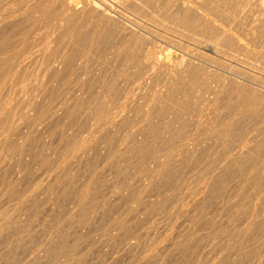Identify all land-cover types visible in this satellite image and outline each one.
I'll use <instances>...</instances> for the list:
<instances>
[{
	"label": "rangeland",
	"instance_id": "rangeland-1",
	"mask_svg": "<svg viewBox=\"0 0 264 264\" xmlns=\"http://www.w3.org/2000/svg\"><path fill=\"white\" fill-rule=\"evenodd\" d=\"M9 1L12 0L0 3V30L4 34L0 35V40L12 42L17 29L20 36L16 42L13 40L14 46L26 44L32 46L31 50L39 49V53L34 55L35 51H31L36 59L29 56L33 60L28 58V62L22 63V67L27 68H22L26 75L17 66L9 77L12 83H7L8 78L0 80V117L9 116V121L6 117L0 118V125L8 121L0 128V213L3 215H0V264H42L43 261L47 264L50 260L49 264H264V0H73L79 11L77 17L81 12L84 17L88 16V19L84 18L85 27L81 28V32L87 34L84 40L89 39L85 41L87 44L67 36L60 37L59 31L46 26V19L41 15L43 10L38 7L42 5L44 9L42 2L46 4V0H34V4L32 0ZM94 2L104 8L105 15L90 6ZM54 4L61 5L58 0ZM90 13L95 17L92 18ZM7 14L12 19L15 17L16 22L9 20ZM26 15H30L28 20ZM32 18L36 19L37 26ZM1 22L6 24L7 30L12 28L9 31L4 28L9 36L1 29L4 26ZM28 22L34 28L27 27ZM9 24L14 26L15 32L13 27H7ZM20 29L27 35L32 32L31 36L24 35ZM46 32L49 37L43 38ZM51 33L54 37H50ZM10 35H13L12 39ZM21 35L23 39L29 37L28 42L34 41L27 43ZM93 36L96 42H93ZM13 42L10 47L7 44L8 49L0 48L1 58L2 52L7 57L15 51H12ZM209 44L217 47L215 54L208 50ZM136 45H139L138 49ZM49 46L59 49V58L55 56L57 51ZM145 49L157 50L169 65L156 67L159 72L152 78L145 75V67L128 61L132 53L142 57ZM60 52L67 56L62 57ZM50 53L58 62L49 69ZM39 54L43 55L40 57ZM68 55L76 57L71 59ZM77 57L78 60L87 57L84 62L88 65L83 59L77 61ZM183 57H186L183 64L174 66ZM79 65L89 75L85 76ZM51 69L56 72L52 73ZM16 70L22 73L18 75L20 79ZM59 70L65 71L57 79ZM110 82H114V94ZM38 104L39 110L36 109ZM102 105L107 114L118 113L120 119L116 117L108 125H96L98 108H95ZM34 115L50 117L39 120ZM25 116L28 119L23 118ZM229 122H233V126L221 130V125ZM165 163L168 165L164 167ZM64 245L66 248L75 245L74 262L72 258H64ZM59 251H62L63 259ZM33 259L35 262L31 261Z\"/></svg>",
	"mask_w": 264,
	"mask_h": 264
},
{
	"label": "bare ground",
	"instance_id": "bare-ground-1",
	"mask_svg": "<svg viewBox=\"0 0 264 264\" xmlns=\"http://www.w3.org/2000/svg\"><path fill=\"white\" fill-rule=\"evenodd\" d=\"M4 1H5V0H4ZM4 1L1 0L0 3L4 2ZM7 1H8V0H7ZM13 1H15V0L9 1V3H10V2H13ZM32 1H33V2H32L33 4H34V2H36V1H34V0H32ZM41 1H42V0H41ZM58 1H59V3H61V5L63 6V8H61V5H59L60 7H58L57 5H55V4H54L55 0H46V4H45L44 1H43L42 3L45 5V6L43 5V6H44V9L42 8V5H41V6H38V5L41 4V2L38 1L39 4H38V2L35 3V4H38L37 6H38L39 8L41 7L40 11L43 10V11H41V12H42L41 15H43V17H44L43 19H46V21H45L46 26H47L48 28H50V30L53 29L54 31H55V30H56L57 32L59 31V36H60V37H63V36L65 37V36H67V38L70 37V38H72L73 40H76V39H77V41H82V43H83V41L85 42L86 40H89V39H85V40H84V38H85V36H86L87 34L85 33V35H84V34L81 32V28L85 27V26H83V24L85 23V22H84V18L86 17V19H88V18H87L88 16H85V17H84V16H83L84 14L82 15V12H81V13L79 14V17H80V15H81V16H83V18H82V17H81V18L77 17V16H78L77 13H78L79 11L77 12L78 9H77L76 5L74 4V1H73V0H58ZM75 1H76V0H75ZM87 1H88V0H87ZM87 1H86V2H87ZM94 1H95V0H94ZM102 1H104V0H102ZM102 1H101V2H102ZM121 1H123V0H121ZM162 1H163V0H162ZM30 2H31V1H30ZM106 2H107V1H106ZM153 2H154V1H153ZM176 2H178V1L176 0ZM6 3H7V2H6ZM32 3H31V4L28 3V5H29V4L32 5ZM56 3H58V2H56ZM76 3H78V2H76ZM131 3H132V2H131ZM133 3H134V2H133ZM140 3H141V2H140ZM148 3H149V2H148ZM150 3H152V2H150ZM14 4L17 5V3H14ZM104 4H105V3H104ZM107 4H108V3H107ZM128 4H129V3H128ZM135 4H136V3H135ZM156 4H157V3H156ZM156 4H154V5H156ZM161 4H162V3H161ZM8 5H9V4H7V6H8ZM16 5H13V6H16ZM21 5H23V4L21 3ZM78 5H81V4H77V6H78ZM86 5H87V4H86ZM137 5H138V3H137ZM152 5H153V4H152ZM177 5H178V3H177ZM181 5H182V4H181ZM3 6L5 7L6 5H3ZM7 6H6V7H7ZM10 6H11V5H10ZM33 6H34V5H33ZM84 6H85V5H84ZM90 6H91L94 10L99 11V12H101V13L104 14V15L106 14V13H104V10H103L104 8H101V7L97 4V2H96V3L94 2V3H92V4L90 3ZM126 6H127V5H126ZM130 6H131V4H130ZM142 6H143V5H142ZM168 6H170V5H168ZM11 7H12V6H11ZM18 7H19V6L17 5L16 9H18ZM35 7H36V6H35ZM85 7H86V6H85ZM87 7H88V5H87ZM106 7H108V6H106ZM137 7H138V6H137ZM137 7H136V8H137ZM181 7H182V6H181ZM19 8H20V7H19ZM24 8H26V7L24 6ZM27 8H28V6H27ZM82 8H83V6H82ZM89 8H90V7H89ZM115 8H116V7H115ZM124 8H125V7H124ZM134 8H135V7H134ZM136 8H135V9H136ZM0 9H1V8H0ZM6 9H7V8H6ZM12 9H13V8H12ZM20 9H21V8H20ZM20 9H19V10H20ZM34 9L36 10V8H34ZM34 9H33V10H32V9H30V10L27 9V10L33 12ZM37 9H38V8H37ZM85 9H86V8H85ZM90 9H91V8H90ZM93 9H92V10H93ZM135 9H134V10H135ZM140 9H141V8H140ZM182 9H183V8H182ZM3 10H4V8H3ZM38 10H39V9H38ZM38 10H36V11H38ZM81 10H82V9H81ZM83 10H84V9H83ZM86 10H87V9H86ZM94 10H93V11H94ZM190 10H191V9H190ZM15 11H16V10H15ZM15 11H14V12H15ZM21 11H22V9L20 10V12H21ZM23 11H24V9H23ZM25 11H26V10H25ZM88 11H89V10H88ZM90 11H91V10H90ZM93 11H92V12H93ZM137 11H138V10H137ZM140 11H141V10H140ZM165 11H167V9H166ZM168 11H169V10H168ZM9 12H10V11H8V13H9ZM18 12H19V11H18ZM20 12H19V13H20ZM92 12H91V13H92ZM105 12H106V11H105ZM151 12H152V11H151ZM169 12H170V11H169ZM187 12H188V11H187ZM187 12H186V13H187ZM0 13H1V12H0ZM2 13H3V11H2ZM35 13H38V12H35ZM85 13H86V12H85ZM91 13L89 14L90 16H91ZM95 13H96V12H94V14H95ZM109 13H110V12H109ZM175 13H176V12H175ZM190 13H191V12H190ZM9 14H10V16H11V13H9ZM12 14H14V13H12ZM16 14H17V12L15 13V15H16ZM24 14H25V12H24ZM26 14H28V13H26ZM38 14H39V13H38ZM94 14H93V15H94ZM168 14H169V13H168ZM178 14H179V13H178ZM178 14H176V15H178ZM187 14H188V13H187ZM193 14H194V12H193ZM3 15H4V14H3ZM93 15H92V16H93ZM111 15H112V14H111ZM5 16H6V14H5ZM7 16H9V15L7 14ZM10 16H9V18H11ZM13 16H14V15H13ZM17 16H19V15H17ZM17 16H16V17H17ZM26 16H27V19H26V20H28V16H30V15H26ZM26 16H25V17H26ZM38 16H40V15H38ZM92 16H91V17H92ZM96 16H98L97 13H96ZM99 16H101V15H99ZM99 16H98V17H99ZM106 16H107V15H106ZM185 16H186V15H185ZM187 16H188V15H187ZM31 17H32V16H31ZM31 17H30V18H31ZM93 17H95V16H93ZM93 17H92V18H93ZM104 17H105V16H104ZM104 17H103V19H104ZM137 17H138V16H137ZM188 17H189V16H188ZM17 18H18V17H17ZM17 18H16V19H17ZM19 18H20V17H19ZM22 18H23V17H22ZM38 18H39V17H37V19H38ZM41 18H42V17L40 16V19H41ZM110 18H111V16H110ZM165 18H166V17H165ZM2 19H3V17H2ZM4 19H5V18H4ZM20 19H21V18H20ZM24 19H25V18H24ZM32 19H33V18H32ZM34 19H35V18H34ZM34 19H33V20H34ZM40 19H38V20L40 21ZM89 19H90V17H89ZM100 19H101V18H100ZM100 19H99V20H100ZM108 19H109V16H108ZM7 20H8V18H7ZM9 20H12V21L14 20V21H15V17H14V19L11 18V19H9ZM9 20H8V21H9ZM17 20H18V19H17ZM22 20H23V19H22ZM26 20H24V21H26ZM38 20H37V21H38ZM41 20H42V19H41ZM101 20H102V19H101ZM3 21H4V20H3ZM8 21H6V24H8V23H7ZM20 21H21V20H20ZM20 21H19V22H20ZM39 21H38V22H39ZM43 21H44V20H43ZM107 21H108V20H107ZM15 22H16V21H15ZM15 22H13V23H15ZM19 22H17V23L19 24ZM21 22L24 23L23 21H21ZM21 22H20V23H21ZM31 22H33V21H31ZM31 22H28L30 26H29V25L27 26V27H29L30 29L34 28V26H33V24H32ZM41 22H42V21H41ZM83 22H84V23H83ZM111 22H113V21L111 20ZM115 22H116V21H115ZM117 22H118V21H117ZM119 22H120V21H119ZM1 23H3V22H1ZM4 23H5V21H4ZM4 23H3V25H4ZM13 23H11V25H12ZM22 23H21V24H22ZM30 23L32 24V26H31ZM35 23H36V19H35L34 24H35ZM42 23H43V22H42ZM109 23H110V22H109ZM130 23H131V22H130ZM6 24L3 26V28H2V26H1V29L5 30V29H6V28H5ZM21 24H20V25H21ZM37 24H38V23H37ZM92 24H93V22H92ZM92 24H91V25H92ZM99 24H100V23H99ZM99 24H98V25H99ZM122 24H123V23H122ZM11 25L9 24L7 27H9V26H10V27H13L14 32H15V28H14L15 24H13L14 26H11ZM35 25H36V24H35ZM95 25H96V24H95ZM179 25H180V24H179ZM18 26H19V25H18ZM36 26H37V25H36ZM36 26H35V27H36ZM38 26H40V25L38 24ZM92 26H93V25H92ZM105 26H106V25H105ZM120 26H121V25H120ZM128 26H129V25H128ZM225 26H226V25H225ZM15 27H16V26H15ZM25 27H26V26H25ZM41 27H43V26L41 25ZM41 27H39V28H41ZM100 27H101V25H100ZM109 27H110V26H109ZM122 27H123V26H122ZM181 27H182V26H181ZM219 27H220V26H219ZM4 28H5V29H4ZM21 28H23V27L21 26ZM37 28H38V27H37ZM39 28H38V29H39ZM120 28H121V27H120ZM223 28H224V27H223ZM7 29H8V28H7ZM7 29H6V30H7ZM11 29H12V28H11ZM11 29H9V30H11ZM35 29H36V28H35ZM38 29H37V30H38ZM112 29H113V28H112ZM220 29H221V28H220ZM6 30H5V31H6ZM9 30H7V31H9ZM22 30L24 31V29H22ZM33 30H34V29H33ZM33 30H32V31H33ZM48 30H49V29H48ZM53 30H52V31H53ZM90 30H91V29H90ZM106 30H107V29H106ZM106 30H105V31H106ZM108 30H109V29H108ZM223 30H224V29H223ZM229 30H230V29H229ZM7 31H6V33H7ZM16 31H17V35H18L19 32H18L17 29H16ZM20 31H21V29H20ZM27 31H29V30L27 29ZM83 31H84V30H83ZM96 31H97V30H96ZM100 31H101V30H100ZM121 31H122V30H121ZM124 31H125V30H124ZM169 31H170V30H169ZM219 31H220V30H219ZM2 32H3V31L0 30V33H2ZM11 32H12V31H11ZM21 32H22V31H21ZM47 32H48L49 35H50V32H49V31H47ZM47 32H46V34H45L46 37L44 36L43 38H48V37H49V36L47 35ZM87 32H88V31H87ZM91 32H93V31H91ZM97 32H98V31H97ZM101 32H102V31H101ZM109 32H110V31H109ZM111 32H112V31H111ZM167 32H168V31H167ZM227 32H228V31H227ZM22 33L24 34V32H22ZM26 33H27V32H26ZM31 33H32V32H31ZM31 33L28 32L29 35H27V34H24V35L31 36V35H30ZM33 33H34V31H33ZM40 33H41V32H40ZM43 33H45V31H44ZM7 34H8V33H7ZM9 34H10V33H9ZM9 34H8V36H9ZM15 34H16V33H15ZM23 34H22V35H23ZM51 34H52V33H51ZM88 34H89V33H88ZM90 34H91V33H90ZM113 34H117V33H113ZM152 34H153V33H152ZM231 34H233V33H231ZM0 35L3 36L4 34L2 33V34H0ZM17 35H16V38H15V39L13 38V35H10L11 39L13 38V39H12V42H13V40L16 42L17 37L20 36V35H18V36H17ZM22 35H21L22 40H26L27 38H28V40H29V37H26V39H23V36H22ZM53 35H54V34H52L50 37H54ZM96 35H97V34H96ZM111 35H112V34H111ZM111 35H110V36H111ZM119 35H120V34H119ZM122 35H123V34H122ZM132 35H133V34H132ZM233 35H234V34H233ZM6 36H7V35H6ZM42 36H43V35H42ZM47 36H48V37H47ZM114 36H115V35H114ZM216 36H217V35H216ZM10 37H9V39H10ZM21 37H20V38H21ZM32 37H33V36H32ZM98 37H99V36H98ZM100 37H101V36H100ZM100 37H99V38H100ZM103 37H105V34H104ZM107 37H108V36H107ZM107 37H106V38H107ZM132 37H133V36H132ZM0 38H1V37H0ZM7 38H8V37H7ZM20 38H19V39H20ZM70 38H69V39H70ZM92 38H93V42H96V41H94V40L96 39V37L93 36ZM119 38H120V37H119ZM139 38H140V37H139ZM142 38H143V37H142ZM30 39H31V37H30ZM38 39H39V37H38ZM69 39H68V40H69ZM90 39H91V38H90ZM109 39H110V38H109ZM28 40H26L27 43H29V42H31V41H34V39L30 40L29 42H28ZM39 40H40V39H39ZM102 40H103V39H102ZM110 40H111V39H110ZM110 40H109V41H110ZM20 41H21V40H20ZM35 41H36V40H35ZM37 41H38V40H37ZM70 41H71V40H70ZM112 41H113V39H112ZM114 41H116V40H114ZM133 41H134V39H133ZM140 41H141V40H140ZM144 41H145V40H144ZM150 41H151V40H150ZM239 41H240V40H239ZM242 41H243V40H242ZM12 42H10V43L12 44ZM18 42H19V41H18ZM21 42H22V41H21ZM23 42H25V41H23ZM26 42H25V43H26ZM39 42H41V40H40ZM55 42H56V41H55ZM62 42H63V41H62ZM73 42H74V41H73ZM86 42H88V41H86ZM86 42H85V43H86ZM101 42H103V41H101ZM104 42H105V41H104ZM118 42H120V41H118ZM131 42H132V38H131ZM131 42H130V43H131ZM192 42H193V41H192ZM10 43H6L5 40H0V48L3 49V50L6 49V48L8 49V48L10 47V45H11ZM60 43H61V42H60ZM105 43H107V41H106ZM138 43H139V42H138ZM150 43H151V42H150ZM198 43H199V42H198ZM211 43H212V42H211ZM216 43H217V42H216ZM229 43H230V42H229ZM231 43H232V42H231ZM7 44H8V45L10 44L9 47H7ZM17 44H18V43H17ZM17 44H16V45H17ZM19 44H20V42H19ZM21 44H22V43H21ZM21 44H20L19 46L17 45V46H18V47H17V46H14V42H13V46H14V47H17V49H15V48L13 47V48H12V51H13V49H14L15 51H13V53L10 54V55H9L10 52H9L8 50H6V51L9 52V53L6 52V53H8V55H9V56H7V57H4L5 54H4V56H3V53H5V52H2V57H3L4 59L1 58V54H0V58H1V60H0V80H1V79L4 80V79L8 78L7 83L9 82V84H10V82L12 83V81L9 80V77L13 75V72L15 71L16 67H17V66H20L21 68H19V70L21 69V72L24 73V69H23V71H22V68H24L25 66L22 67V63H23L25 60H27L28 58H30L29 56H32V57H33V56L36 54V52H38V50H39V49H37V50H35V49H34V50H31L32 46H31V48H30V46H27L26 44H22V45H21ZM31 44H32V43H30V45H31ZM36 44H37V42L35 43V45H36ZM38 44H39V43H38ZM56 44H57V43H56ZM56 44H55V46H56ZM70 44H71V43H70ZM79 44H80V42H79ZM83 44H84V43H83ZM86 44H87V43H86ZM90 44H91V43H90ZM107 44H108V43H107ZM188 44H189V43H188ZM218 44H219V43H218ZM262 44H263V43H262ZM33 45H34V42H33ZM43 45H44V44H43ZM45 45H47V44H45ZM62 45H63V44H62ZM77 45H78V44H77ZM81 45H82V44H81ZM132 45H134V44H132ZM47 46H48V45H47ZM67 46H68V45H67ZM85 46H86V45H85ZM90 46H92V45H90ZM124 46H125V45H124ZM136 46H138V47L136 48V49H138V48H139V45H136ZM34 47H35V46H34ZM38 47H39V46H38ZM40 47H41V46H40ZM42 47H43V46H42ZM49 47H50V46H49ZM97 47H99V46H97ZM107 47H108V46H107ZM140 47H142V45H141ZM50 48H52V47H50ZM50 48H49V50H50ZM53 48H54V47H53ZM53 48H52V49H53ZM92 48H93V46H92ZM134 48H135V47H134ZM142 48H143V47H142ZM216 48H217L216 46L209 44V48H208V50L211 51V52H213V53L215 54V53H216ZM1 49H0V53H1V51H2ZM32 49H33V48H32ZM47 49H48V48H47ZM57 49H58V48H57ZM61 49H62V47H61ZM93 49H96V48H93ZM114 49H115V48H114ZM125 49H126V47H125ZM125 49H124V50H125ZM129 49H131V48H129ZM140 49H141V48H140ZM206 49H207V48H206ZM223 49H224V48H223ZM10 50H11V48H10ZM40 50H44V51H45V48H43V49L40 48ZM53 50H55V49H53ZM76 50H77V49H76ZM76 50H74V51H76ZM78 50H79V49H78ZM91 50H92V49H91ZM106 50H107V49H106ZM31 51H35V53H34V52H31ZM51 51H52V50H51ZM55 51H57V50H55ZM55 51H54V52H55ZM58 51H59V49H58ZM58 51H57V54H55V53H54V54H55V56L57 55V57L59 58L60 55H58ZM100 51H101V49H100ZM110 51H111V50H110ZM134 51L139 52V50H138V51H137V50H134ZM143 51H144V49H143ZM197 51H198V50H197ZM90 52H91V51H90ZM92 52H93V51H92ZM107 52H108V51H107ZM129 52H130V51H129ZM129 52H128V53H129ZM145 52H146V53H145ZM145 52H144V55H143L142 57L139 56V54H134V53H132L131 56L128 54V55H129V57H128L129 60L126 59L125 62H127V60H128V61H131V63L136 64V66H139V67H141V68L145 67V68L147 69V71L145 70V71H146V74H145V75H147L149 78H150V77L152 78V76H154V75H153L154 73L159 72V71L156 72V70H155V69H157L156 67L161 66V65H163V64H166V60L163 59V58H165V57L161 58V57H160L161 55L159 56V52H158L157 50H149V51H147V50L145 49ZM195 52H196V51H195ZM198 52H199V51H198ZM31 53H32V54L34 53V55H32ZM38 53H39V52H38ZM38 53H37V54H38ZM40 53H43V52L40 51ZM48 53H49V52L47 51V54H48ZM52 53H53V51H52ZM60 53H61V56H62V57H63V55L65 54V52H64L63 54H62V52H60ZM60 53H59V54H60ZM70 53H71V52H70ZM72 53H73V52H72ZM80 53H81V52H80ZM93 53H94V52H93ZM185 53H186V51H185ZM192 53H193V52H192ZM44 54H45V53H44ZM50 54H51V53H50ZM50 54H49V55H50ZM81 54H82V53H81ZM81 54H80V56H81ZM88 54H90L89 51H88ZM91 54H92V53H91ZM105 54H106V53H105ZM115 54H116V53H115ZM197 54H198V53H197ZM214 54H213V55H214ZM259 54H260V53H259ZM6 55H7V54H6ZM40 55H41V54H39V56H40ZM42 55H43V54H42ZM42 55H41V56H42ZM49 55H47L48 58H49ZM65 55L67 56V53H66ZM71 55H72V54H71ZM71 55H70V56H71ZM78 55H79V54H77V56H78ZM83 55H84V54H82V57H84ZM98 55H99V54H98ZM140 55H141V54H140ZM205 55H206V54H205ZM213 55H212V56H213ZM37 56H38V55H37ZM41 56H40V57H41ZM44 56H45V55H44ZM51 56H52V54H51ZM70 56L68 55L69 58H71ZM72 56H73V55H72ZM118 56H119V53H118L117 57H118ZM182 56H183V55H182ZM182 56H181V57H182ZM32 57H31V58H32ZM35 57H36V56H35ZM35 57H33V58H35ZM52 57H53V56H52ZM52 57H51V59H49V60L47 61V64L50 65V66L48 67L49 69H50V68H53L51 65L54 66V63H55V62H58L57 57H56V58H55V57L52 58ZM75 57H76V56H74V58H75ZM82 57H79V58H80V59H83V62L86 61V60H84V59H86L87 57H86V58H82ZM97 57H98V56H97ZM213 57H214V56H213ZM224 57H225V56H224ZM31 58H30V59H31ZM44 58H46V57H44ZM48 58H47V59H48ZM69 58H68V60H67L68 62H70L69 60L74 59V58H71V59H69ZM92 58H93V57H92ZM205 58H206V57H205ZM35 59H36V58H35ZM80 59L78 60V57H77V61H80V62H81ZM118 59H119V58H118ZM201 59H202V58H201ZM31 60H33V59H31ZM44 60H45V59H44ZM59 60H62V61H63V59H61V58H60ZM88 60H89V59H88ZM107 60H108V58H107ZM115 60H116V59H115ZM124 60H125V59H124ZM124 60H123V61H124ZM177 60H178V59H177ZM185 60H186V57L181 58V59H180L181 62H178V61H177V62L175 63L174 66H177V65H181V64H183V62H184ZM203 60H204V59H203ZM65 61H66V58L64 59V62H65ZM74 61H75V63H77L76 60H73V62H74ZM112 61H113V60H112ZM189 61H190V60H189ZM191 61H192V60H191ZM25 62H26V61H25ZM27 62H28V60H27ZM29 62H30V60H29ZM36 62H37V61H36ZM59 62H60V61H59ZM73 62L71 61L72 64H73ZM83 62H82L81 64H83ZM108 62H109V61H108ZM110 62H111V61H110ZM116 62H117V61H116ZM60 63H61V62H60ZM60 63H58V64L60 65ZM71 63H70V64H71ZM75 63H74V64H75ZM84 63H85V62H84ZM168 63H169V62H168ZM179 63H180V64H179ZM190 63H191V62H190ZM227 63H228V62H227ZM58 64H57V65H58ZM62 64H63V63H62ZM62 64H61V65H62ZM67 64H69V63H67ZM79 64H80V63H79ZM85 64L88 65V62L85 63ZM109 64H110V63H109ZM111 64H112V62H111ZM121 64L123 65V63H121ZM124 64H125V63H124ZM196 64H197V63H196ZM23 65H25V64H23ZM65 65H66V63H65ZM77 65H78V64H77ZM83 65H84V64H83ZM87 65H85V66H87ZM128 65H129V63H128ZM166 65L169 66L168 64H166ZM26 66H27V65H26ZM74 66H76V64H75ZM74 66H73V68H74ZM85 66H84V67H85ZM92 66H93V65H92ZM125 66H126V65H125ZM228 66H229V65H228ZM233 66H234V65H232V67H233ZM30 67H31V66H30ZM35 67H36V66H35ZM46 67H47V66H46ZM56 67H57V66H56ZM65 67H66V66H65ZM67 67H69V66H67ZM67 67H66V68H67ZM81 67H82V72L84 73L85 70L83 71V66H81ZM81 67H80V65H79V68H81ZM115 67H116V66H115ZM126 67H127V66H126ZM131 67H132V65H131ZM25 68H26V67H25ZM31 68H32V67H31ZM57 68H58V67H57ZM73 68H69V70H70V69H73ZM95 68H96V66H95ZM119 68H120V67H119ZM119 68H118V70H119ZM124 68H125V67H124ZM127 68H128V67H127ZM163 68H164V67H163ZM168 68H169V67H168ZM187 68H188V66H187ZM204 68H205V67H204ZM245 68H246V67H245ZM263 68H264V67H263ZM26 69H27V68H26ZM36 69H37V68H36ZM41 69H42V68H41ZM44 69H45V68H44ZM46 69H47V68H46ZM49 69H48V70H49ZM62 69H64V65H63V68H62ZM75 69H77V68H75ZM85 69H88V71H89V68H88V67H85ZM104 69H105V68H104ZM133 69H134V68H133ZM165 69H166V68H165ZM206 69H207V68H206ZM48 70H47V71H48ZM51 70H52V69H51ZM54 70H55V68H54ZM56 70H57V69H56ZM65 70H66V69H65ZM65 70H64V71H65ZM67 70H68V69H67ZM90 70H91V69H90ZM93 70H95V69H93ZM134 70H135V69H134ZM154 70H155V71H154ZM160 70H161V68H160ZM167 70H168V69H167ZM171 70H172V69H171ZM181 70H182V69H181ZM249 70H250V69H249ZM16 71H17V70H16ZM32 71H33V70H32ZM43 71H44V70H43ZM64 71H63V72H64ZM75 71H76V70H75ZM79 71H80V69H79ZM86 71H87V70H86ZM86 71H85V72H86ZM116 71H117V70H116ZM121 71H122V70H121ZM121 71H120V72H121ZM137 71H138V70H137ZM194 71H195V70H194ZM261 71H262V70H261ZM17 72H18V71H17ZM21 72L19 71L18 74H16L17 77H18V79H20L18 75L22 74ZM25 72H26V70H25ZM48 72H49V71H48ZM51 72H52V73H55L56 71L54 72V71L52 70ZM51 72H50V74H52ZM57 72H58V70H57ZM63 72L59 70V73H60V74L58 73V76H56L57 79H58V77H60L59 75H61V73L63 74ZM82 72H81V74H82ZM90 72H92V71H90ZM94 72H95V71H94ZM126 72H127V71H126ZM174 72H175V71H174ZM11 73H12V75H11ZM15 73H16V72H15ZM15 73H14V75H15ZM67 73H68V71H67ZM24 74L26 75V73H24ZM30 74H31V73H30ZM40 74H42V73H40ZM48 74H49V73H48ZM64 74H66V73H64ZM84 74H85V73H84ZM90 74H92V73H90ZM104 74H105V73H104ZM114 74H115V73H114ZM121 74H122V73H121ZM136 74H137V73H136ZM25 75H24V76H25ZM53 75H54V74H53ZM86 75H89V74H85V76H86ZM93 75H94V74H93ZM117 75H118V73H117ZM119 75H120V73H119ZM155 75H156V74H155ZM157 75H158V74H157ZM21 76H22V75H21ZM27 76H28V75H27ZM48 76H49V75H48ZM51 76H52V75H51ZM51 76H50V77H51ZM79 76H80V75H79ZM132 76H133V75H132ZM134 76H135V75H134ZM143 76H144V75H143ZM159 76H160V75H159ZM226 76H227V75H226ZM63 77H64V76H63ZM87 77H88V76H87ZM102 77H103V76H102ZM108 77H109V75H108ZM115 77H116V76H115ZM120 77H121V75H120ZM148 77H147V78H148ZM14 78H15V76L13 77L12 80H14ZM25 78H26V77H25ZM27 78H28V77H27ZM48 78H49V77H48ZM48 78H47V79H48ZM53 78H54V77H53ZM61 78H62V77H61ZM79 78H80V77H79ZM89 78H90V76H89ZM98 78H99V77H98ZM110 78H111V77H110ZM126 78H127V77H126ZM132 78H133V77H132ZM136 78H137V77H136ZM145 78H146V77H145ZM177 78H178V77H177ZM10 79H11V78H10ZM18 79L16 78L15 80H18ZM23 79H24V78H23ZM23 79H22V80H23ZM86 79H87V78H86ZM94 79H95V78H94ZM101 79H102V78H101ZM114 79H115V78H114ZM116 79H117V78H116ZM133 79H134V78H133ZM140 79H142V78H140ZM155 79H156V77H155ZM32 80H33V79H32ZM41 80H42V79H41ZM50 80H51V79H50ZM53 80H55V79H53ZM59 80H60V79H59ZM92 80H93V79H92ZM103 80H104V79H103ZM105 80H106V79H105ZM105 80H104V81H105ZM18 81H19V80H18ZM30 81H31V80H30ZM76 81H77V80H76ZM89 81H90V80H89ZM99 81H100V80H99ZM109 81H111V80H109ZM119 81H120V80H119ZM142 81H143V80H142ZM144 81H145V80H144ZM152 81H153V80H152ZM2 82H3V81H2ZM4 82H5V81H4ZM15 82H16V81H15ZM69 82H70V81H69ZM105 82H106V81H105ZM145 82H146V81H145ZM13 83H14V82H13ZM71 83H72V82H71ZM115 83H116V82H115ZM121 83H122V82H121ZM151 83H152V82H151ZM151 83H150V84H151ZM51 84H52V83H51ZM72 84H73V83H72ZM94 84H96V83L94 82ZM58 85H59V84H57V86H58ZM69 85H70V83H69ZM86 85H87V84H86ZM102 85H103V84H102ZM105 85H107V86H110V85H111L110 87H111V89H112V91H113V94H114V91H115V90H114V89H115V88H114V86H115V85H114V82H112V84H111V82H110V85H108V83H106ZM151 85H152V84H151ZM3 86H4V85H3ZM7 86H8V85H7ZM43 86H44V85H43ZM43 86H42V87H43ZM46 86H47V85H46ZM51 86H52V85H51ZM78 86H79V85H78ZM78 86H77V87H78ZM83 86H84V85H83ZM87 86H88V85H87ZM91 86H92V84H91ZM98 86H100V85H98ZM212 86H213V85H212ZM14 87H15V86H14ZM22 87H23V86H22ZM47 87H48V86H47ZM53 87H54V86H53ZM101 87H102V86H101ZM116 87H117V86H116ZM139 87H140V86H139ZM224 87H225V86H224ZM260 87H261V86H260ZM15 88H16V87H15ZM33 88H34V87H33ZM54 88H55V87H54ZM79 88H81V85H80ZM87 88H88V87H87ZM93 88H94V87H93ZM108 88H109V87H108ZM225 88H226V87H225ZM6 89H7V87H6ZM6 89H5V90H6ZM17 89L19 90V88H17ZM34 89H35V88H34ZM47 89H48V88H47ZM52 89H53V88H52ZM105 89H106V88H105ZM22 90H23V89H22ZM29 90H30V89H29ZM36 90H37V88H36ZM68 90H69V89H68ZM85 90H86V89H85ZM203 90H204V89H203ZM0 91H1V90H0ZM26 91H27V90H26ZM40 91H41V90H40ZM73 91H74V90H73ZM82 91H83V90H82ZM93 91H94V90H93ZM109 91H111V90H109ZM112 91H111V92H112ZM17 92H18V91H17ZM23 92H24V91H23ZM31 92H32V91H31ZM31 92H30V93H31ZM42 92H43V91H42ZM42 92H41V93H42ZM60 92H61V91H60ZM75 92H76V91H75ZM103 92H104V91H103ZM115 92H116V91H115ZM117 92H118V91H117ZM87 93H88V91H87ZM100 93H101V92H100ZM107 93H108V91H107ZM118 93H120V92H118ZM118 93H116V94L119 95ZM2 94H3V93H2ZM2 94H1V96H2ZM61 94H62V93H61ZM72 94H73V93H72ZM89 94H90V93H89ZM206 94H207V93H206ZM65 95H67V94H65ZM90 95H91V94H90ZM90 95H89V96H90ZM110 95H111V94H110ZM110 95H109V97H110ZM122 95H123V94H122ZM209 95H210V94H209ZM9 96H11V95H9ZM50 96H53V95H50ZM113 96H115V95H113ZM133 96H134V95H133ZM11 97H12V96H11ZM27 97H28V96H27ZM39 97H40V96H39ZM56 97H58V96H56ZM59 97H60V96H59ZM62 97H63V96H62ZM100 97H101V96H100ZM123 97H124V95H123ZM219 97H220V96H219ZM14 98H15V95H14ZM14 98H13V99H14ZM60 98H61V97H60ZM92 98H93V97H92ZM110 98L112 99V96H111ZM116 98H117V97H116ZM116 98L114 97V99H116ZM120 98H121V96L119 97V99H120ZM211 98H212V97H211ZM3 99H4V98H3ZM26 99H27V98H26ZM47 99H48V97H47ZM51 99H52V98H51ZM89 99H90V97H89ZM89 99H88V100H89ZM107 99H108V98H107ZM111 99H110V101H111ZM121 99H122V98H121ZM127 99H128V98H127ZM130 99H131V98H130ZM39 100H40V99H39ZM43 100H44V99H43ZM43 100H42V103H43ZM54 100H55V99H54ZM68 100H69V99H68ZM112 100H113V99H112ZM254 100H255V99H254ZM256 100H257V99H256ZM5 101H6V100H5ZM27 101L29 102V100H27ZM57 101H58V100H57ZM57 101H56V102H57ZM83 101H84V100H83ZM103 101H104V100H103ZM113 101H114V100H113ZM115 101H116V100H115ZM120 101H121V100H120ZM17 102H18V101H17ZM79 102H80V101H79ZM90 102H91V101H90ZM101 102H102V101H100V103H101ZM111 102H112V101H111ZM127 102H128V101H127ZM57 103H58V102H57ZM62 103H63V102H62ZM62 103H61V104H62ZM105 103H106V102H105ZM115 103H116V102H114V104H115ZM132 103H133V102H132ZM212 103H213V102H212ZM14 104H15V103H14ZM16 104H17V103H16ZM34 104H35V103H34ZM58 104H59V103H58ZM89 104H90V103H89ZM98 104H99V103H98ZM106 104H107V103H106ZM114 104H113V105H114ZM11 105H12V103H11ZM53 105H54V104H53ZM71 105H72V103H71ZM73 105H74V104H73ZM90 105H91V104H90ZM109 105H110V104H109ZM109 105H106V106H109ZM123 105H124V102H123ZM188 105H189V104H188ZM217 105H218V104H217ZM16 106H17V105H16ZM33 106H34V105H33ZM39 106H40L39 104H38V107H37V105H35V108L37 107L36 109H38ZM55 106H56V105H55ZM55 106H54V107H55ZM118 106H119V105H118ZM28 107H31V105L28 106ZM54 107H53V108H54ZM68 107H70V106H68ZM115 107H117V106H115ZM240 107H241V106H240ZM12 108H13V107H12ZM12 108H11V109H12ZM44 108H46V107H44ZM51 108H52V107H51ZM51 108H50V109H51ZM97 108H98V110H97ZM242 108H243V106H242ZM40 109H41V108H40ZM47 109H48V108H47ZM63 109H64V108H63ZM65 109H66V108H65ZM83 109H84V108H83ZM83 109H82V110H83ZM95 109L97 110V111L95 110V111L97 112L96 125H99V126H101V125H106V124L108 125L109 123L114 122L115 119H116V117H119V116H118V113L107 114L108 111L103 107V105H102V106H99V107H96ZM108 109H109V108H108ZM203 109H204V108H203ZM244 109H245V108H244ZM18 110H19V109H18ZM33 110H34V109H33ZM38 110H39V109H38ZM38 110H37V111H38ZM82 110H81V111H82ZM89 110H90V109H89ZM93 110H94V109H93ZM117 110H118V109H117ZM11 111H12V110H11ZM22 111H23V109H22ZM37 111H36V113H38V115H39V112H37ZM42 111H43V107H42ZM55 111H56V110H55ZM115 111H116V110H115ZM121 111H122V110H121ZM6 112H7V111H6ZM23 112H25V111H23ZM23 112H22V114H23ZM57 112H58V111H57ZM91 112H92V111H91ZM109 112H110V110H109ZM118 112H119V111H118ZM150 112H151V111H150ZM231 112H232V111H231ZM8 113H9V112H8ZM8 113H6V114H8ZM26 113H27V112H26ZM26 113H25V114H26ZM41 113H42V112H41ZM41 113H40V115H41ZM43 113H45V112H43ZM50 113H52V112H50ZM93 113H95V112H93ZM239 113H240V112H239ZM10 114H11V113H9L8 115H10ZM19 114H20V113H19ZM60 114H61V113H60ZM119 114L121 115V113H119ZM241 114H242V113H241ZM0 115H1V114H0ZM2 115H3V114H2ZM23 115H24V114H23ZM43 115H44V114H43ZM43 115H42V116H43ZM51 115H52V114H51ZM87 115H88V114H87ZM124 115H125V114H124ZM21 116H22V115H21ZM26 116H27V114H26ZM26 116L23 117V118H27V117H28V116H27V117H26ZM34 116H37V115H34ZM45 116H46V115H45ZM45 116H44V118H43V117L40 118V116H37V118L39 117V118H38L39 120H42V119L44 120L46 117H48V116H46V117H45ZM52 116H53V115H52ZM74 116H75V115H74ZM80 116H81V115H80ZM1 117H3V116H1ZM1 117H0V118H1ZM4 117H6V116L4 115ZM4 117H3V118H4ZM7 117L9 118V116H7ZM7 117H6V118H7ZM49 117H50V115H49ZM49 117H48V118H49ZM6 118L4 119L5 121H6ZM8 118H7V120H8ZM34 118H36V117H34ZM56 118H57V117H56ZM59 118H60V117H59ZM126 118H127V117H126ZM27 119H28V118H27ZM29 119H30V118H29ZM32 119H33V118H32ZM46 119H47V118H46ZM94 119H95V117H94ZM119 119H120V117H119ZM195 119H196V118H195ZM236 119H237V118H236ZM242 119H243V118H242ZM0 120H1V119H0ZM4 120H3L2 122H4ZM30 120H31V119H30ZM30 120H28V122H29ZM33 120H34V119H33ZM76 120H77V119H76ZM76 120H75V121H76ZM234 120H235V119H234ZM8 121H9V120H8ZM8 121H7V122H8ZM31 121H32V120H31ZM51 121H53V120H51ZM62 121H63V120H62ZM71 121H72V120H71ZM0 122H1V121H0ZM7 122H4V123H7ZM23 122H24V120H23ZM28 122H27L26 124H28ZM41 122H44V121H41ZM94 122H95V121H94ZM4 123H2V124H4ZM10 123H11V122H10ZM33 123H34V121L31 122V124H33ZM53 123H54V122H53ZM53 123H52V124H53ZM79 123H80V122H79ZM151 123H152V122H151ZM2 124H1V125H2ZM8 124H9V123H8ZM8 124H7V125H8ZM12 124H13V123H12ZM12 124H11V125H12ZM21 124H22V123H21ZM24 124H25V123H24ZM26 124H25V125H26ZM31 124H29V125H31ZM41 124H42V123H41ZM48 124H49V123H48ZM60 124H61V123H60ZM63 124H64V123H63ZM88 124H89V123H88ZM223 124H224V123H223ZM225 124H226V123H225ZM233 124H234L233 122H229V123H227V124L224 125V126L221 125V128H222L221 130H224L227 126H228V127H232ZM1 125H0V126H1ZM4 125H5V124H4ZM7 125H6V127H8ZM14 125H15V124H14ZM29 125H28V126H29ZM42 125H43V124H42ZM261 125H262V124H261ZM53 126H54V125H53ZM76 126H77V125H76ZM91 126H92V125H91ZM176 126H177V125H176ZM9 127H10V126H9ZM14 127L17 128V126H14ZM14 127H13V128H14ZM0 128H2V126H1ZM22 128H23V127H22ZM87 128H88V127H87ZM101 128H102V127H101ZM240 128H241V127H240ZM4 129H5V128H4ZM9 129H11V127H10ZM9 129H7V130H9ZM23 129H24V128H23ZM51 129H52V127H51ZM55 129H56V128H55ZM95 129H96V128H95ZM95 129H94V130H95ZM112 129H113V128H112ZM259 129H260V128H259ZM13 130H14V129H13ZM13 130H12V131H13ZM18 130H19V129H18ZM18 130H16V132H17ZM35 130H36V129H35ZM77 130H78V129H77ZM77 130H76V131H77ZM104 130H105V128H104ZM108 130H109V129H108ZM195 130H196V129H195ZM44 131H45V130H44ZM99 131H100V130H99ZM101 131H102V130H101ZM7 132H8V131H7ZM33 132H34V131H33ZM38 132H39V131H38ZM3 133H6V132L4 131ZM9 133H11V132H9ZM9 133H8V134H9ZM18 133H19V132H18ZM23 133H24V132H23ZM91 133H92V132H91ZM99 133H100V132H99ZM245 133H247V132H245ZM248 133H249V132H248ZM0 134H1V133H0ZM30 134H32V133H30ZM43 134H44V133H43ZM96 134H97V133H96ZM131 134H132V133H131ZM254 134H255V133H254ZM258 134H259V133H258ZM4 135H5V134H4ZM11 135H12V134H11ZM20 135H22V134H20ZM25 135H26V134H25ZM72 135H73V134H72ZM91 135H92V134H91ZM8 136H9V135H8ZM30 136H31V135H30ZM37 136H38V135H37ZM80 136H81V135H80ZM123 136H124V135H123ZM150 136H151V135H150ZM247 136H248V135H247ZM24 137H25V136H24ZM40 137H41V136H40ZM56 137H57V136H56ZM85 137H86V136H85ZM131 138H132V137H131ZM247 138H248V137H247ZM2 139H3V138H2ZM5 139L7 140L8 138L5 137ZM12 139H13V138H12ZM51 139H52V138H51ZM85 139H86V138H85ZM87 139H89V137H87ZM90 139H92V137H91ZM90 139H89V140H90ZM9 140H10V139H9ZM27 140H28V139H27ZM83 140H84V137H83ZM51 141H52V140H51ZM57 141H58V140H57ZM74 141H75V140H74ZM85 141H87V140H85ZM14 142H15V141H14ZM26 142H27V141H26ZM26 142H25V143H26ZM77 142H78V140H77ZM149 142H150V141H149ZM188 142H190V141H188ZM251 142H252V141H251ZM8 143H9V142H8ZM33 143H34V142H33ZM84 143H85V142H84ZM152 143H153V142H152ZM163 143H164V142H163ZM246 143H247V142H246ZM10 145H11V144H10ZM35 145H36V144H35ZM66 145H67V144H66ZM8 146H9V145H8ZM149 146H150V145H149ZM16 147H18V146H16ZM60 147H61V146H60ZM73 147H74V146H73ZM73 147H72V148H73ZM156 147H157V146H156ZM179 147H180V146H179ZM4 148H5V147H4ZM19 148H20V147H19ZM28 148H29V147H28ZM40 148H41V147H40ZM83 148H85V146H84ZM235 148H236V147H235ZM7 149H9V147H8ZM15 149L17 150L18 148H15ZM73 149H74V148H73ZM16 150H15V151H16ZM18 150H19V149H18ZM21 150H22V149H21ZM26 150H27V149H26ZM53 150H54V149H53ZM71 150H72V149H71ZM174 150H175V149H174ZM247 150H248V149H247ZM249 150H250V149H249ZM9 151H10V150H9ZM27 151H28V150H27ZM29 151H30V150H29ZM31 151H32V150H31ZM31 151H30V152H31ZM164 151H165V150H164ZM5 152H7V151H5ZM24 152H25V151H24ZM77 152H78V151H77ZM77 152H76V153H77ZM167 152H168V151H167ZM172 152H173V151H172ZM7 153H8V152H7ZM9 153H10V152H9ZM27 153H28V152H27ZM90 153H91V152H90ZM153 153H154V152H153ZM155 153H156V152H155ZM2 154H3V153H2ZM13 154H14V153H13ZM13 154H12V155H13ZM36 155H37V154H36ZM39 155H40V154H39ZM69 155H70V154H69ZM116 155H117V154H116ZM166 155H167V154H166ZM66 156H67V155H66ZM72 156H73V155H72ZM201 156H202V155H201ZM8 157H9V156H8ZM14 157H15V156H14ZM15 158H16V157H15ZM229 158H230V157H229ZM13 159H14V158H13ZM19 159H20V158H19ZM28 159H29V158H28ZM32 159H33V158H32ZM39 159H40V158H39ZM45 159H46V158H45ZM48 159H49V158H48ZM55 159H56V158H55ZM64 159H65V158H64ZM72 159H73V158H72ZM152 159H153V158H152ZM208 159H209V158H208ZM210 159H211V158H210ZM159 160H160V159H159ZM247 160H248V159H247ZM37 161H38V160H37ZM256 161H257V160H256ZM4 162H5V161H4ZM263 162H264V161H263ZM2 163H3V162H2ZM11 163H12V162H11ZM17 163H18V162H17ZM153 163H154V162H153ZM222 163H223V161H222ZM6 164H7V163H6ZM50 164H51V163H50ZM254 164H255V163H254ZM10 165H11V164H10ZM28 165H29V164H28ZM45 165H46V164H45ZM167 165H168V164L165 163V165H163V166L165 167V166H167ZM234 165H235V164H234ZM1 166H2V165H1ZM3 166H4V165H3ZM8 166H9V165H8ZM18 166H19V165H18ZM156 166H157V165H156ZM223 166H224V165H223ZM240 166H241V165H240ZM243 166H244V165H243ZM59 167H60V166H59ZM157 167H158V166H157ZM219 167L221 168V165H220ZM236 167H237V165H236ZM241 167H242V166H241ZM39 168H40V167H39ZM43 168H44V167H43ZM142 168H143V167H142ZM222 168H223V167H222ZM2 169H3V168H2ZM21 169H22V168H21ZM26 169H27V168H26ZM169 169H170V168H169ZM239 170H240V169H239ZM239 170H238V171H239ZM3 171H4V170H3ZM167 171H168V170H167ZM41 172H42V171H41ZM249 172H250V171H249ZM35 173H36V172H35ZM49 173H50V172H49ZM157 173H158V172H157ZM229 173H230V172H229ZM263 173H264V172H263ZM43 175H44V174H43ZM6 176H7V174H6ZM15 176H16V175H15ZM245 176H246V175H245ZM263 176H264V175H263ZM1 177H2V176H1ZM27 177H28V176H27ZM3 178H4V177H3ZM241 178H242V177H241ZM0 179H2V178H0ZM8 179H9V178H8ZM9 180H10V179H9ZM261 180H262V178H261ZM13 181H14V180H13ZM150 181H151V180H150ZM6 182H7V181H5V183H6ZM200 182H201V181H200ZM217 182H219V181H217ZM1 183H2V180H1ZM13 183H14V182H13ZM13 183H12V184H13ZM219 183H220V182H219ZM17 184H18V183H16V185H17ZM222 184H223V183H222ZM243 184H244V183H243ZM4 185H6V184H4ZM7 185H8V184H7ZM235 185H236V184H235ZM31 186H32V185H31ZM60 186H61V185H60ZM254 186H255V185H254ZM5 187H6V186H5ZM13 187H14V185H13ZM19 187H20V186H19ZM233 187H234V186H233ZM46 188H47V187H46ZM194 188H195V187H194ZM221 188H222V187H221ZM19 189H20V188H19ZM196 189H197V188H196ZM2 190H3V189H2ZM33 190H34V189H33ZM191 191H192V190H191ZM1 192H3V191H1ZM4 192H5V191H4ZM34 192H35V191H34ZM46 192H47V191H46ZM85 193H86V192H85ZM197 193H199V192H197ZM230 193H231V192H230ZM11 194H12V193H11ZM12 195H13V194H12ZM25 195H26V193H25ZM230 195H231V194H230ZM10 196H11V195H10ZM18 196H19V195H18ZM197 196L199 197V195H197ZM29 197H30V196H29ZM233 197H234V196H233ZM9 198H10V197H9ZM24 198H25V197H24ZM192 198H193V197H192ZM10 199H11V198H10ZM231 199H232V198H231ZM194 200H195V199H194ZM199 200H200V199H199ZM11 201H12V200H11ZM16 201H17V200H16ZM19 201H20V200H19ZM37 201H38V200H37ZM212 202H213V201H212ZM240 202H241V201H240ZM3 203H4V202H3ZM8 203H9V202H8ZM54 203H55V202H54ZM91 203H92V202H91ZM214 203H215V202H214ZM232 203H233V202H232ZM19 204H20V202H19ZM44 204H45V203H44ZM201 204H202V203H201ZM227 204H228V203H227ZM0 205H1V204H0ZM37 205H38V204H36V206H37ZM194 205H195V204H194ZM250 205H251V204H250ZM17 206H18V205H17ZM48 206H49V205H48ZM56 206H57V205H56ZM230 206H231V205H230ZM18 207H19V206H18ZM223 207H224V206H223ZM13 208H14V206H13ZM85 208H86V207H85ZM8 209H9V208H8ZM11 209H12V208H11ZM11 209H10V210H11ZM13 210H14V209H13ZM24 210H25V209H24ZM41 210H42V209H41ZM233 210H234V209H233ZM233 210H232V211H233ZM55 211H56V210H55ZM0 212H1V211H0ZM77 212H78V211H77ZM202 212H203V211H202ZM229 212H230V211H229ZM23 213H24V212H23ZM39 213H40V211H39ZM74 213H75V212H74ZM195 213H196V212H195ZM203 213H204V212H203ZM2 214H3V213H2ZM5 214L8 215L9 213H7V211H6ZM15 214H16V213H15ZM31 214H32V213H31ZM0 215H1V213H0ZM244 215H245V214H244ZM1 216H3V215H1ZM25 216H26V215H25ZM51 216H52V215H51ZM113 216H114V215H113ZM141 216H142V215H141ZM203 216H204V215H203ZM15 217H16V216H15ZM15 217H14V218H15ZM20 217H21V216H20ZM34 217H35V216H34ZM100 217H101V216H100ZM5 218H6V217H5ZM7 218H8V217H7ZM11 218H12V217H11ZM59 218H60V217H59ZM85 218H86V217H85ZM92 218H93V217H92ZM42 219H43V218H42ZM60 219H61V218H60ZM0 220H1V219H0ZM3 220L8 221L7 219H3ZM17 220H18V219H17ZM87 220H88V218H87ZM92 220H93V219H92ZM1 221H2V220H1ZM10 221H11V220H10ZM18 222H19V221H18ZM39 222H41V221H39ZM74 222H75V220H74ZM7 223H8V222H6L5 224H7ZM15 223H16V222H15ZM34 223H35V222H34ZM62 223H63V222H62ZM228 223H229V222H228ZM44 224H45V223H44ZM72 224H73V223H72ZM94 224H95V223H94ZM102 224H103V223H102ZM108 224H109V223H108ZM135 224H136V223H135ZM208 224H209V223H208ZM247 224H248V223H247ZM8 225H9V223H8ZM35 225H36V224H35ZM47 225H48V224H47ZM4 226H6V225H4ZM53 226H54V225H53ZM98 226H99V225H98ZM191 226H192V225H191ZM193 226H194V225H193ZM243 226H244V225H243ZM248 226H249V225H248ZM36 227H39V226H36ZM194 227H195V226H194ZM12 228H13V227H12ZM28 228H29V227H28ZM54 228H55V227H54ZM90 228H91V227H90ZM34 229H35V228H34ZM5 230H6V229H5ZM21 230H22V229H21ZM40 230H41V229H40ZM71 230H72V229H71ZM95 230H96V229H95ZM221 230L223 231V229H221ZM2 231H3V230H2ZM23 231H24V230H23ZM26 231H27V230H26ZM31 231H32V230H31ZM31 231H30V232H31ZM53 231H54V230H53ZM84 231H85V229H84ZM106 231H107V230H106ZM250 231H251V230H250ZM7 232H8V231H7ZM18 232H19V231H18ZM45 232H46V231H45ZM91 232H93V231H91ZM8 233H9V232H8ZM25 233H26V232H25ZM50 233H51V232H50ZM53 233H54V232H53ZM76 233H77V232H76ZM87 233H88V232H87ZM89 233H90V231H89ZM225 233H226V232H225ZM1 235H2V233H1ZM25 235H26V234H25ZM84 235H85V234H84ZM88 235L90 236V234H88ZM28 236H29V235H28ZM28 236H27V237H28ZM31 236H32V235H31ZM49 236H50V235H49ZM126 236H127V235H126ZM193 236H194V235H193ZM207 236H208V235H207ZM224 236H225V234H224ZM25 237H26V236H25ZM74 237H75V236H74ZM10 238H11V237H10ZM18 238H19V237H18ZM43 238H44V237H43ZM43 238H42V239H43ZM79 238H80V237H79ZM81 238H82V237H81ZM101 238H102V237H101ZM192 238H193V237H192ZM0 239H1V238H0ZM20 239H22V238H20ZM27 239H28V238H27ZM69 239H70V238H69ZM85 239H86V238H85ZM239 239H240V238H239ZM49 240H50V239H49ZM14 241H15V240H14ZM22 241H23V240H22ZM42 241H44V240H42ZM42 241H40V243H42ZM64 241H65V240H64ZM77 241H78V240H77ZM85 241H86V240H85ZM23 242H25V241H23ZM72 242H73V241H72ZM128 242H129V241H128ZM6 243H7V242H6ZM20 243H21V242H20ZM26 243H27V242H26ZM38 243H39V242H38ZM60 243H61V242H60ZM60 243H59V244H60ZM68 243H69V242H68ZM107 243H108V242H107ZM145 243H146V242H145ZM9 244H11V243H9ZM59 244H58V245H59ZM73 244H74V243H73ZM73 244H72V245H73ZM100 244H101V243H100ZM7 245H8V244H7ZM12 245H14V244H12ZM38 245H39V244H38ZM40 245H41V244H40ZM46 245H47V244H46ZM76 245H77V244H76ZM80 245H81V244H80ZM89 245H90V244H89ZM122 245H123V244H122ZM164 245H165V244H164ZM168 245H169V244H168ZM236 245H237V244H236ZM2 246H3V245H2ZM15 246H16V245H15ZM33 246H34V244H33ZM48 246H49V245H48ZM74 246H75V245H74ZM74 246H72V247H70V248H68V247L66 248L65 245L62 246V247H64V248H66V249L63 248V249H64V250H63V255L65 256L64 258H66V257H67V258H68V257H69V258H72L73 255L77 254V253L75 252V249H74L75 247H74ZM77 246H78V245H77ZM77 246H76V249H77ZM93 246H94V245H93ZM95 246H96V244H95ZM101 246H102V245H101ZM118 246H119V245H118ZM160 246H161V245H160ZM6 247H7V246H6ZM9 247L12 249L13 246H12V247L9 246ZM49 247H51V246H49ZM53 247H54V246H53ZM60 247H61V246H60ZM73 247H74V248H73ZM88 247H89V246H88ZM124 247H125V246H124ZM220 247H221V246H220ZM13 248H14V247H13ZM22 248H23V247H22ZM33 248H34V247H33ZM33 248L31 247V249H33ZM57 248H58V247H57ZM84 248H85V247H84ZM161 248H164V247H161ZM176 248H177V247H176ZM2 249H5V247L2 248ZM23 249H24V248H23ZM61 249H62V248H60V250H61ZM95 249H97V248H95ZM98 249H99V248H98ZM165 249H166V248H164V250H165ZM171 249H173V248H171ZM24 250H25V249H24ZM47 250H48V249H47ZM52 250H53V253H54V254H56V253L58 252V251H57V252L55 253V252H54L55 250H54V249H52ZM91 250H92V249H91ZM233 250H234V249H233ZM7 251H8V250H7ZM12 251H13V250H12ZM14 251H15V249H14ZM40 251H41V250H40ZM42 251H43V250H42ZM77 251H78V249H77ZM84 251H85V249H84ZM155 251H156V250H155ZM174 251H175V250H174ZM180 251H181V250H180ZM5 252H6V251H5ZM60 252L62 253V251H59V255H60ZM182 252H183V251H182ZM1 253L3 254L2 251H1ZM24 253H25V252H24ZM26 253L29 254V252H26ZM53 253H52V254H53ZM85 253H86V252H85ZM166 253H167V252H166ZM6 254H7V253H6ZM46 254H47V253H46ZM50 254H51V253H50ZM57 254H58V253H57ZM80 254L82 255V253H80ZM90 254H91V253H90ZM95 254H97V253H95ZM133 254H134V253H133ZM160 254H161V253H160ZM179 254H180V253H179ZM212 254H213V253H212ZM225 254H227V253H225ZM10 255H12V254H10ZM10 255H9V256H10ZM44 255H45V254H44ZM47 255H48V254H47ZM149 255H150V254H149ZM151 255H152V254H151ZM4 256H5V255H4ZM7 256H8V255H6V257H7ZM18 256H19V255H18ZM18 256H17V254H16V257H18ZM49 256L51 257V255H49ZM54 256H55V255H54ZM56 256L59 258L58 255H56ZM56 256H55V257H56ZM60 256L62 257V254H61ZM79 256H80V255H79ZM79 256H78V257H79ZM102 256H103V255H102ZM146 256H147V255H146ZM161 256H162V255H161ZM219 256H220V255H219ZM6 257H5V258H6ZM14 257H15V255H14ZM24 257H25V255H24ZM27 257H28V256H27ZM29 257H30V256H29ZM47 257H48V256H47ZM47 257H46V258H47ZM55 257H54V258H55ZM73 257H74V256H73ZM78 257H77V259H78ZM82 257H83V256H82ZM178 257H180V256H178ZM212 257H213V256H212ZM11 258L13 259V257H11ZM25 258H26V257H25ZM25 258H24V260H25ZM42 258H43V257H42ZM74 258H75V257H74ZM86 258H87V257H86ZM145 258H146V257H145ZM149 258H150V257H149ZM205 258H206V257H205ZM3 259H4V258H3ZM27 259H28V258H27ZM50 259H53V256H52ZM62 259H63V257H62ZM62 259H61V260H62ZM72 259H73V258H72ZM173 259H174V257H173ZM4 260H5V259H4ZM7 260L9 261L10 259H7ZM7 260H6V261H7ZM14 260H15V259H14ZM18 260H19V259H18ZM20 260H21V259H20ZM34 260H35V259H33V260H31V261L35 262ZM38 260H39V259H38ZM40 260H41V259H40ZM43 260H45V259L43 258ZM61 260H59V261H61ZM68 260H69V259H68ZM68 260H67V262H68ZM78 260H79V259H78ZM81 260H82V259H81ZM81 260H80V261H81ZM83 260H84V258H83ZM114 260H115V259H114ZM156 260H158V259H156ZM186 260H187V259H186ZM191 260H192V259H191ZM193 260H195V259L193 258ZM212 260H213V259H212ZM0 261H1V260H0ZM2 261H3V260H2ZM28 261H29V259H28ZM50 261H51V260H50ZM50 261H49L47 264L51 263ZM52 261H53V260H52ZM56 261H57V258H56ZM56 261H55V263H56ZM64 261H65V260H64ZM64 261H63V262H64ZM69 261H70V260H69ZM74 261H75V260L73 259V262H74ZM76 261H77V260H76ZM87 261H88V260H87ZM100 261H101V260H100ZM112 261H113V260H112ZM130 261H131V260H130ZM11 262H12V261H11ZM15 262H16V261H15ZM18 262H20V261H18ZM23 262H25V261H23ZM43 262H44V261H43ZM43 262H42V264H43ZM67 262H66V263H67ZM71 262H72V260H71ZM77 262H78V261H77ZM83 262H84V261H83ZM97 262H98V261H97ZM105 262H106V261H105ZM113 262H114V261H113ZM150 262H151V261H150ZM153 262H154V261H153ZM156 262H157V261H156ZM156 262H155V263H156ZM247 262H248V261H247ZM3 263H4V262H3ZM12 263H13V262H12ZM38 263H39V262H38ZM52 263H53V262H52ZM75 263H76V262H75ZM121 263H122V262H121ZM129 263H130V262H129ZM159 263H160V262H159ZM5 264H6V263H5ZM7 264H10V263L8 262ZM14 264H16V263H14ZM17 264H18V263H17ZM23 264H25V263H23ZM28 264H31V262H30V263L28 262ZM59 264H61V262H59ZM68 264H70V262H69ZM72 264H73V263H72ZM92 264H93V263H92ZM94 264H95V263H94ZM114 264H115V263H114ZM125 264H126V263H125ZM143 264H144V263H143ZM157 264H158V262H157ZM209 264H210V263H209Z\"/></svg>",
	"mask_w": 264,
	"mask_h": 264
}]
</instances>
